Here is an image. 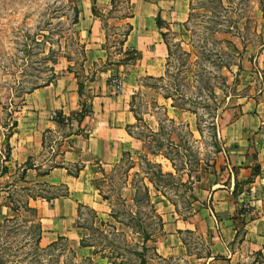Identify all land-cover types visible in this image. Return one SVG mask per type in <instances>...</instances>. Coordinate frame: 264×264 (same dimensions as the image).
<instances>
[{
    "label": "rangeland",
    "instance_id": "rangeland-1",
    "mask_svg": "<svg viewBox=\"0 0 264 264\" xmlns=\"http://www.w3.org/2000/svg\"><path fill=\"white\" fill-rule=\"evenodd\" d=\"M187 1V24L166 38V71L161 79H151L136 74L132 52L122 46L127 1L116 0L111 11L98 12L107 58L90 63L76 34L78 12L70 0H0V207L13 212L0 221V264H57L56 257L34 256L40 229L28 195L50 197L65 190L26 180L25 168L34 160L16 162L34 129V92L48 85L79 90V113L53 118L65 135L76 130L81 110L88 111L93 97L109 93L108 81L125 84L128 94L132 90L128 102L140 148L95 175L92 191L106 200L109 219L103 222L91 207H79L84 242L101 250L98 257L104 260L115 253L126 264H204L200 259L210 253L211 230L183 232L185 253L180 257L161 259L155 244L164 235L162 219L197 226L205 205L201 191L218 179L217 169L223 167L218 159L228 148L225 138L238 134L230 126L240 105L246 96L258 101L264 79V0ZM249 72L259 84H252ZM252 159V174L260 175L264 159L254 153ZM59 261L71 264L67 255Z\"/></svg>",
    "mask_w": 264,
    "mask_h": 264
},
{
    "label": "crops",
    "instance_id": "crops-1",
    "mask_svg": "<svg viewBox=\"0 0 264 264\" xmlns=\"http://www.w3.org/2000/svg\"><path fill=\"white\" fill-rule=\"evenodd\" d=\"M70 1L78 12L76 34L84 45L85 62L93 63L98 58L105 60L107 55L103 46L106 37L102 22L93 10L99 13L111 10L112 0ZM129 9L130 14L125 18L128 33L123 38L122 46L132 52L130 61L138 76L161 78L168 56L162 34L178 31L187 24L188 1L129 0ZM261 53L264 54V49ZM255 64V68L262 65L257 62L256 67ZM66 74L69 79L70 74ZM249 74L252 84L257 83V75ZM260 84L262 87L256 92L258 101L253 99L254 96H246L240 105L239 117L230 126L238 134H228L225 138L228 148L218 159L223 164L222 168L217 169L218 179L201 191L200 200H204L205 205H202V217L195 221L197 226L194 221L170 219L172 214L169 215L170 220L162 219L164 235L155 244V252L161 259L184 255L183 232L198 229L213 231L208 237L210 253L200 259L204 264H264L263 167L260 168V175L252 174V153L259 160L264 159L262 77ZM105 86L109 93L93 97L89 102L88 115L76 122V130L65 135H61L60 126L53 118L58 113L65 117L79 113L78 89L70 85L64 91V88L48 85L38 92L36 90L34 129L30 130V142L20 150L16 161L20 165L28 159L34 160L26 170V180H34L51 189L61 185L65 190L60 195H38L35 200L30 198L32 208L38 215L39 246L46 248L58 239H64L78 259H91L94 264L112 263L98 257L93 247L80 244L83 234L78 225V208L91 207L97 211L99 220L108 222V205L105 204L106 200L93 193V179L102 169L117 165L124 154L133 155L140 148L132 131L136 123L128 102L132 90L129 94L124 91L123 83L112 86L108 81ZM130 89L133 87L130 86ZM14 129L18 131L19 124L16 123ZM12 213L8 206L0 207V221L8 219ZM252 213H257L255 219L250 218ZM241 228L243 230L239 235Z\"/></svg>",
    "mask_w": 264,
    "mask_h": 264
},
{
    "label": "trees",
    "instance_id": "trees-1",
    "mask_svg": "<svg viewBox=\"0 0 264 264\" xmlns=\"http://www.w3.org/2000/svg\"><path fill=\"white\" fill-rule=\"evenodd\" d=\"M116 0H112L111 2V10L115 7V2ZM127 1V5H129V0H125ZM109 10V11H111ZM93 13L95 15H97V17H99L100 21L102 22V26H103V20L101 19V16H99L98 12L96 10H93ZM158 24H159V21H158ZM104 28V27H103ZM128 33V30L126 32V34ZM170 32L168 33H165V34H162V38L164 39L165 41V44L167 46V51H168V56H167V59H166V67H167V64H168V59H169V54H170V48H169V44H168V41H167V36L169 35ZM126 34L124 36H126ZM166 71V70H165ZM158 79H161V78H158ZM78 93H79V90H78ZM167 98V97H166ZM88 112L89 111H86L85 109H82L81 112H80V119H84L87 115H88ZM16 126V123L12 125V127H15ZM26 170L29 169L28 168H25ZM146 194H147V188L145 187L144 188ZM36 197L38 196H29L28 195V198H32L33 200L36 199ZM28 207V205H27ZM29 210L31 212H35L36 213V210L33 209V208H29ZM105 225L102 221L100 222V226H103ZM38 240H39V237H38ZM38 240L36 242V245H35V248H34V256L37 257V258H41V257H44V260H47V259H51L52 257H56L57 258V261H54V263H57V264H61L62 262H60V258L67 255L70 257L71 259V264H94V262L91 260V259H78L74 252H72V250L69 248L68 246V243L66 242V240L64 239H58L56 242L52 243L51 245H49L48 247L46 248H41L38 244ZM80 244L82 246H88V247H93L94 248V253L96 255L99 254V250H97L94 245L92 244H86L84 242V238L80 241ZM63 245V246H62ZM139 256V255H138ZM142 256V255H141ZM106 258V257H105ZM119 254H112L111 255V258L113 261L111 262L112 264H126L125 262H123L122 260H119ZM107 260H110L109 258H106ZM111 261V260H110ZM118 261V262H117ZM49 261H47V263H41V264H50ZM64 264V262L62 263ZM145 264V263H143Z\"/></svg>",
    "mask_w": 264,
    "mask_h": 264
},
{
    "label": "built area",
    "instance_id": "built-area-1",
    "mask_svg": "<svg viewBox=\"0 0 264 264\" xmlns=\"http://www.w3.org/2000/svg\"><path fill=\"white\" fill-rule=\"evenodd\" d=\"M119 85V84H118ZM117 84H114V86H118Z\"/></svg>",
    "mask_w": 264,
    "mask_h": 264
}]
</instances>
